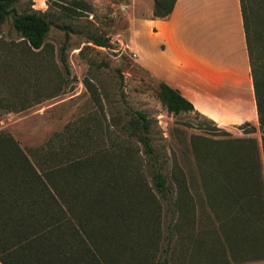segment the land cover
I'll return each instance as SVG.
<instances>
[{
	"label": "trees",
	"instance_id": "16d2710c",
	"mask_svg": "<svg viewBox=\"0 0 264 264\" xmlns=\"http://www.w3.org/2000/svg\"><path fill=\"white\" fill-rule=\"evenodd\" d=\"M18 1L0 0V25L12 14V27L23 42L30 49L43 48L51 21L33 10L13 14ZM175 2L153 0L152 16L167 17ZM239 3L261 136L259 141L255 137L224 142L192 139L213 212L209 217L216 221L213 226L202 229L201 222L194 234L195 204L188 183L190 178L193 183V177L176 161L163 172L151 143V119L141 111L130 110L123 125L127 140L140 150L109 148L64 161L63 147L59 152L48 147L38 153V166L11 134L0 130V264H147L142 237L128 240L126 236L133 223L137 227L149 223L157 232L160 203L155 193L173 198L174 229L184 231L180 237L187 239L198 260L189 264H204L203 259L205 264L264 259V0ZM93 43L108 46L97 37ZM59 54L69 73L63 47ZM83 83L97 98L91 82ZM157 97L174 116L197 112L177 89L160 80ZM248 126L254 129L250 122L239 128L247 134ZM139 151L144 165L136 162L141 159ZM145 165L153 189L142 182ZM146 239H151L150 233ZM153 263L170 264L167 257Z\"/></svg>",
	"mask_w": 264,
	"mask_h": 264
},
{
	"label": "rangeland",
	"instance_id": "374dc122",
	"mask_svg": "<svg viewBox=\"0 0 264 264\" xmlns=\"http://www.w3.org/2000/svg\"><path fill=\"white\" fill-rule=\"evenodd\" d=\"M138 1L140 8H135L136 14L145 16L144 10L150 0ZM129 2L19 0L14 4L13 14L30 10L42 12L51 25L41 49H30L23 42L12 27V14L0 25V130L11 134L38 166V153L48 147L57 152L63 147L64 161L75 156L97 155L109 148L137 147L140 150L139 145L134 146L127 140L123 125L130 110L145 113L151 119V143L163 165V172L167 173L176 161L193 177V183L191 178L188 183L194 196V234H197L201 222L202 229H207L216 221L209 217L213 212L207 203L192 139L204 137L224 142L255 137L259 141L261 132L257 116L240 124L221 125L197 110L175 116L168 113L157 97L159 80L138 64L134 53L126 46ZM94 37L106 41L108 46L95 45ZM62 47L69 73L59 58ZM84 80L91 82L97 98L86 88ZM244 122L254 126L253 130L246 127L250 133L245 134L239 128ZM138 155L141 159L136 162L144 165L140 151ZM143 170L142 182L148 189H153L147 165ZM167 181L169 186L171 181ZM155 194L160 203L156 232L159 236L151 230L149 223L141 227L133 223L126 239L142 237V243H146L142 250L146 253L147 264H154L164 257L170 264L196 263L198 260L190 243L180 237L184 231L174 229L177 212L173 198L168 195L169 199H163ZM149 233L151 239L147 240ZM208 245L213 244L209 241ZM167 248L169 251L166 252ZM262 260L234 263L231 259L230 264Z\"/></svg>",
	"mask_w": 264,
	"mask_h": 264
},
{
	"label": "crops",
	"instance_id": "0c3cea01",
	"mask_svg": "<svg viewBox=\"0 0 264 264\" xmlns=\"http://www.w3.org/2000/svg\"><path fill=\"white\" fill-rule=\"evenodd\" d=\"M152 1L145 16L138 0L127 4L126 46L138 64L218 124L256 118L239 0H176L165 18L151 16Z\"/></svg>",
	"mask_w": 264,
	"mask_h": 264
}]
</instances>
